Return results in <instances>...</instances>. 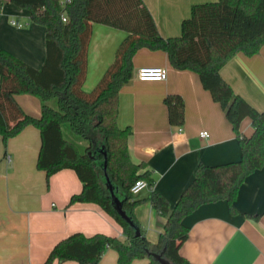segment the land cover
Instances as JSON below:
<instances>
[{"label": "trees", "instance_id": "obj_1", "mask_svg": "<svg viewBox=\"0 0 264 264\" xmlns=\"http://www.w3.org/2000/svg\"><path fill=\"white\" fill-rule=\"evenodd\" d=\"M28 9L31 20L46 27V61L35 69L7 51L0 50V136L3 143L26 127L40 131L41 148L37 167L50 177L62 170H73L82 183V191L70 204H97L123 229L126 239L98 233L86 236L77 232L59 241L44 264H99L107 250L118 253V264L149 259L160 264L150 252L160 254L172 264H191L180 254L189 230L184 219L199 207L226 200L232 213H238L235 200L244 181L264 166V110L254 108L235 93L223 78L222 68L238 53L248 57L264 46V0H218L192 6L183 20L181 34L163 38L143 0H10ZM63 15L66 21L63 20ZM93 24H101L127 33L117 49L114 62L92 91L84 84L88 70V50ZM143 48L168 54L171 65L199 75L233 127L241 146L238 161L207 166L199 164L192 183L181 194L175 207L153 191L150 202L166 219L156 243H151L134 215L144 199L131 193L141 179L151 187L154 180L146 167L132 161L128 138L132 130L118 125L119 94L134 71L133 59ZM18 94H31L43 101L40 117L28 115L16 100ZM57 100V109L49 101ZM164 103L169 122L181 127L185 121V102L179 95H168ZM251 120L254 132L247 137L242 122ZM86 142L84 151L66 139L63 126ZM104 148L106 155L100 152ZM95 159L89 153L95 154ZM106 163V168L104 162ZM106 176L124 199L123 209L134 226L116 211L106 184ZM258 218V217H256ZM136 228L140 235H136Z\"/></svg>", "mask_w": 264, "mask_h": 264}, {"label": "crops", "instance_id": "obj_2", "mask_svg": "<svg viewBox=\"0 0 264 264\" xmlns=\"http://www.w3.org/2000/svg\"><path fill=\"white\" fill-rule=\"evenodd\" d=\"M9 1L0 0V50L40 69L47 55L46 27L33 22L28 9ZM143 1L159 33L167 39L180 36L182 22L190 17L193 5L218 0ZM13 21L22 26L13 25ZM126 36L124 31L93 24L88 67L94 66L95 71L84 85L86 91L114 62ZM133 65L132 78L119 94L118 125L132 130L128 138L130 157L134 163L144 164L146 168L141 172L148 171L154 180L152 190L136 196L144 201L135 208L134 215L148 240L156 243L166 219L153 208L152 192H158L175 207L199 164L238 161L242 152L232 125L197 73L174 68L166 52L148 48L136 53ZM143 67L166 68L168 77L162 82L140 81L137 73ZM221 74L236 94L257 110H264V46L253 57L238 53ZM168 95H179L185 102L181 127L169 122L164 103ZM16 100L25 113L40 117V97L18 94ZM241 131L252 136L251 120L242 122ZM203 132L209 136L202 138ZM40 148V131L34 126L26 127L7 145L0 136V264H44L59 241L77 232L88 237L101 233L124 241V229L100 206L70 204L71 197L83 187L73 170L47 177L38 169ZM235 207L238 213L234 214L228 202L221 200L187 216L183 222L189 236L180 248L182 257L191 264H264V166L241 185ZM99 264H118V253L107 250ZM132 264H150V260H135Z\"/></svg>", "mask_w": 264, "mask_h": 264}, {"label": "built area", "instance_id": "obj_3", "mask_svg": "<svg viewBox=\"0 0 264 264\" xmlns=\"http://www.w3.org/2000/svg\"><path fill=\"white\" fill-rule=\"evenodd\" d=\"M69 1V0H68ZM63 20L66 21L65 16L63 15ZM13 25L21 27L22 25L13 21ZM137 77L140 81H157L162 82L165 81L168 77V70L166 68L161 67H143L138 70ZM209 135L207 132L201 133L202 138H207ZM9 161L10 158L7 157ZM153 187L149 185V183L144 180H138L133 187L131 188V193L135 196L139 195L144 190H152Z\"/></svg>", "mask_w": 264, "mask_h": 264}, {"label": "water", "instance_id": "obj_4", "mask_svg": "<svg viewBox=\"0 0 264 264\" xmlns=\"http://www.w3.org/2000/svg\"><path fill=\"white\" fill-rule=\"evenodd\" d=\"M101 153H103L104 155H106V152L104 151V148H102L100 150ZM98 154V152H96L95 154L89 153V156L92 159H95V155ZM106 163L107 161L104 162L105 164V168H106ZM106 184L107 187L109 189L110 192V197L112 199L113 205L116 209V211L118 212V214L120 215V217L122 219H124L126 222H128L131 226H134L132 220L130 219V217L128 216V214L124 211L123 209V202L124 199L122 198V196L118 193L117 188L115 187V185L111 182L110 178L108 176H106ZM136 235L139 236L140 235V231L136 228ZM150 255H152L154 257V259L159 262L160 264H172L167 258L164 257V252L157 254V253H152L150 252Z\"/></svg>", "mask_w": 264, "mask_h": 264}, {"label": "rangeland", "instance_id": "obj_5", "mask_svg": "<svg viewBox=\"0 0 264 264\" xmlns=\"http://www.w3.org/2000/svg\"><path fill=\"white\" fill-rule=\"evenodd\" d=\"M95 70H94V66H89L88 67V70H87V78H86V82H85V84L87 83V81H88V79H90V77H91V74H92V72H94ZM98 83V81L95 83V84H97ZM84 84V85H85ZM95 85H93V87H94ZM92 87V88H93ZM90 89V91H92L93 89ZM85 90V89H84ZM86 91V90H85ZM90 91H86V92H90ZM49 105L51 106V107H53V108H56L57 109V100L54 98L53 100H51V101H49ZM63 133H64V136H65V138L66 139H68V140H70L71 142H73V143H75L78 147H80V149H81V151H84V149H85V141L82 139V138H80V137H78V136H76L75 134H73V132H72V130H71V127H70V125L69 124H65L64 126H63Z\"/></svg>", "mask_w": 264, "mask_h": 264}]
</instances>
